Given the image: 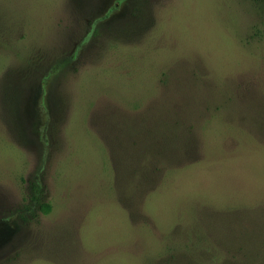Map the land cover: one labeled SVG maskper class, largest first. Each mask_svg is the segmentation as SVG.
Instances as JSON below:
<instances>
[{
	"label": "rangeland",
	"instance_id": "rangeland-1",
	"mask_svg": "<svg viewBox=\"0 0 264 264\" xmlns=\"http://www.w3.org/2000/svg\"><path fill=\"white\" fill-rule=\"evenodd\" d=\"M0 264H264V0H0Z\"/></svg>",
	"mask_w": 264,
	"mask_h": 264
},
{
	"label": "trees",
	"instance_id": "trees-1",
	"mask_svg": "<svg viewBox=\"0 0 264 264\" xmlns=\"http://www.w3.org/2000/svg\"><path fill=\"white\" fill-rule=\"evenodd\" d=\"M40 209L44 214H48L51 211V206L49 204H41Z\"/></svg>",
	"mask_w": 264,
	"mask_h": 264
}]
</instances>
